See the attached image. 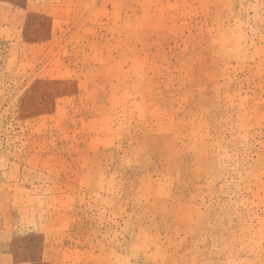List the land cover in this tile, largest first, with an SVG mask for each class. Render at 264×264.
<instances>
[{"label":"rangeland","instance_id":"374dc122","mask_svg":"<svg viewBox=\"0 0 264 264\" xmlns=\"http://www.w3.org/2000/svg\"><path fill=\"white\" fill-rule=\"evenodd\" d=\"M0 264H264V0H0Z\"/></svg>","mask_w":264,"mask_h":264}]
</instances>
